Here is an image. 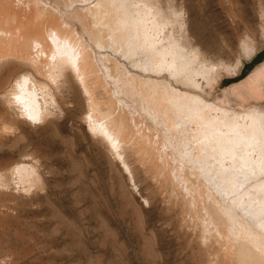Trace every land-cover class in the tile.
Returning a JSON list of instances; mask_svg holds the SVG:
<instances>
[{"label": "rangeland", "instance_id": "obj_1", "mask_svg": "<svg viewBox=\"0 0 264 264\" xmlns=\"http://www.w3.org/2000/svg\"><path fill=\"white\" fill-rule=\"evenodd\" d=\"M11 1L17 8H37L38 16L42 13L39 20L44 23L47 17L57 18L75 49L86 43L84 46L96 63V72L90 79L96 75L102 78V84L91 87L93 96L108 102H100L103 109L96 111L90 105V94L84 92L68 69L67 80L66 76L59 80L61 85L56 92L62 108L54 109L46 118H25L2 91L18 65L24 67L12 57L0 60V264H209V248L198 236L203 188L198 177L190 174V164L179 159L178 147L163 139L166 127L143 108L139 81L128 80L126 70H140L134 71L120 52L96 43L98 33L104 31L91 11L97 0ZM151 2L158 8V17L171 22L163 24L164 28L161 25L158 32L165 34L157 32L158 39L165 43L176 37L185 48H196L193 66L200 71L193 77L196 76L198 89L174 82L165 70L163 75H145L165 77L182 89L206 94L207 100L220 107L236 111L254 105L264 108V86L260 88L253 81L255 69L264 64V0ZM143 56L138 52L134 57ZM117 86H121V91ZM109 97L120 99L115 100L120 106L117 113H121L117 115L121 119L126 115L130 130L145 140L142 150L158 153L153 155L159 156L155 162L168 168L170 165L179 173L175 178L178 190L169 186L161 174L157 177L144 170L146 166L134 151L136 144L125 147L126 162L136 172L133 177L108 141L91 130L86 117L93 115L94 119L106 121L99 112L107 109ZM146 160L143 163H152L149 158ZM193 185L197 189L193 190ZM186 196L191 203L185 202ZM187 204L190 207L186 210Z\"/></svg>", "mask_w": 264, "mask_h": 264}, {"label": "bare ground", "instance_id": "obj_2", "mask_svg": "<svg viewBox=\"0 0 264 264\" xmlns=\"http://www.w3.org/2000/svg\"><path fill=\"white\" fill-rule=\"evenodd\" d=\"M155 6L151 0H97L91 11L95 21L103 25L104 31L99 29L98 35H100H97L95 41L102 47L120 52L123 58L129 60L134 71L140 70L139 73L126 71L129 75L128 80L139 81L137 87L140 89L143 108L151 113L156 122L159 119L166 127L167 132L163 133V139L173 142L178 147L179 159L187 161L190 164V174L198 177L204 195L202 203L197 201L202 204L198 214L201 209L203 211L198 215L202 224L198 223L199 227L201 226V229H198V236L209 248V264H264V108L254 105L250 109L236 111L232 107H220L207 100L204 97L206 94L182 89L174 85L173 80L168 81L170 79L166 80L165 77L158 78L157 76L163 75L161 73L165 70L170 77L174 78V82L191 84L197 88L198 82L193 75L199 73V68L197 70L196 66H193L197 58L196 48L192 46L185 48V45L183 46L175 39L176 37L166 39L168 41L165 43L158 39L157 32L161 25L171 22L169 18H159L158 8L155 9ZM78 15L81 16L79 13ZM37 16V8L36 10L17 8L11 0H0V60L12 57L19 60L24 67L21 69L18 65V70L14 71L15 75L9 80L4 90L1 89L5 95L4 98L6 97L7 101L17 107L21 116L25 118H46L54 112V109L62 108L56 92L58 85H61L59 80L65 76L67 80V70L70 69L69 71H72L80 81L84 92L90 94V105L96 107V111L103 109L100 107V98L96 99L97 95L95 98L91 90V87H95L99 82L102 84V78L96 75V78L91 80L90 75L96 72V63L92 58L94 56H91L87 47L85 48L86 43L84 47L82 46L83 48L75 49L73 42L68 40L62 31L63 28L60 29L61 25L57 18L47 17L44 23ZM162 27L164 28V25ZM162 32L158 33L163 34ZM81 44L83 42L79 45ZM138 52H142L144 56L135 58ZM146 73L157 76L151 77L149 74L145 75ZM253 81L260 88L264 86V64L255 69ZM187 84L184 85L187 87ZM99 87L103 89L102 86ZM107 87L109 86H106V89ZM116 88L121 91V86ZM111 97L108 98L107 109L103 112L98 111L106 121L94 119L93 115L86 117L91 130L108 141L133 177L136 172L126 162L125 147H134L136 144L137 149L134 151L139 154L141 160L143 162L146 158L152 160V163L142 162V165L146 166L144 170L153 172L155 175L161 174L169 186L176 190L178 183L175 178L179 177V173L170 168V165L168 168L160 165L161 162H155V158L159 157L153 156L156 152L148 154L147 150H142V143H145V140L141 139L138 132L130 130L131 124L128 123L129 119L126 121L125 114V116L122 115L124 119L119 118L121 113H117L120 108L115 101L117 98L113 100ZM106 100L105 103L108 102ZM161 139L162 137L158 140L161 141ZM153 143L157 142L153 141ZM156 145L153 146L157 147ZM183 164L185 165V162ZM156 181L159 183L157 178ZM161 186H163L162 183L160 188ZM192 187L195 190L196 186ZM198 198L200 201V196ZM187 203H191L189 199ZM189 207L190 205L183 210ZM223 224H225L224 227Z\"/></svg>", "mask_w": 264, "mask_h": 264}]
</instances>
